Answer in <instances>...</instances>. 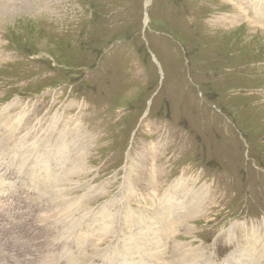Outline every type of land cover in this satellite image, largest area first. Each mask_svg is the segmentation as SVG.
<instances>
[{
	"label": "rangeland",
	"instance_id": "obj_1",
	"mask_svg": "<svg viewBox=\"0 0 264 264\" xmlns=\"http://www.w3.org/2000/svg\"><path fill=\"white\" fill-rule=\"evenodd\" d=\"M256 6L264 19L263 2L0 0V179L12 190L0 189V264H69L79 251L77 264H153L150 242L123 223L150 218L140 204L152 198L153 174L160 195L181 177L212 186L191 233L175 234L193 262L264 264V28L247 18L259 20ZM234 8L242 22L218 21ZM64 117L74 120L60 136ZM43 145L69 152L45 158L64 182L44 207L26 184ZM69 202L82 208L60 216L78 227L73 238L80 220H110L109 209L113 229H82L79 246L66 244L54 206Z\"/></svg>",
	"mask_w": 264,
	"mask_h": 264
},
{
	"label": "bare ground",
	"instance_id": "obj_2",
	"mask_svg": "<svg viewBox=\"0 0 264 264\" xmlns=\"http://www.w3.org/2000/svg\"><path fill=\"white\" fill-rule=\"evenodd\" d=\"M226 1L233 3L234 6H237V7H239L242 10L244 9V5H246L247 3H250V4L261 3V2L264 3V0H226ZM235 10L236 11H235L234 14L233 13H232V15L229 14L228 17L227 16H221L218 21L221 22V23L223 22L225 24L226 23L229 24V22L231 24L238 23V22H242V19H245V18H243V17L240 16V12L237 9H235ZM254 11L255 12H258V14H259V20L253 19L249 15L247 16V18H250L252 20V22H253L252 25L261 26V27L264 28V19H263L262 14H261L260 7H257L256 6V8L254 9ZM146 21H147V23L149 22L148 14H146ZM215 22H216V20H215ZM64 115L67 116L68 118H70V116L67 113H64ZM58 116L61 117L63 115L62 114H59V112H58ZM58 116L55 115V119L59 123L61 121H60V118ZM68 118H65L64 117V119L66 120V123H64L65 125L63 124L64 125V129H63L62 133H60V136L66 134L67 133L66 130H68L69 126L72 125L71 121L74 120V119L71 118L70 120H67ZM9 121H11V120H9ZM73 123H76V122L74 121ZM77 124H80V123H77ZM81 132H82V130H81ZM79 136H80V134H79ZM66 141H68V140H66ZM70 142L72 143L71 139H70ZM53 147L54 146H52L50 149H45V146L43 145L42 147H39V148H37V150H35V152H37L36 153L37 155L34 154L36 156V158H37L36 164H35V166H32V169H31L32 172L28 170L29 172L32 173L28 177H31L32 179L30 178V181L29 180L28 181L25 180V181H27L26 184H28L29 186H31L30 184H33L34 183L35 188H36V191L38 190V195L42 199V200L38 201L39 206H43V202L47 198L48 195H50V198H51V200L53 202H57L58 201L57 200L58 198L57 199H54L53 196L55 194L52 193L51 191H54V188H53L54 186H56V185L58 186V184L60 182H64L63 181L64 180V176H61V175H64V174H60V175L56 174L55 171H54V169H53L55 166H49V165H47L45 158H47V157H52L53 158L54 157L55 159L58 160V159H60L59 158V155H63V156L65 155V156H67V153H69V152L67 150L62 149L63 147L60 148L59 150L55 151V150H53ZM154 148L156 149V147H154ZM68 150H69V148H68ZM151 151H152V148H151ZM30 152H32V151H30ZM44 152L45 153H48L47 156H44L42 154ZM152 153L154 154V152H152ZM155 153L157 154V152H155ZM153 156H157V155H153ZM60 157H62V156H60ZM55 159H53V160H55ZM57 160H55V161H57ZM70 160L73 161L72 159H70ZM26 164H27V162H26ZM73 164H75V163H73ZM72 165L69 168V171L70 172L73 169L76 168V166H72ZM75 165H77V164H75ZM131 166H133L132 163H131ZM63 168L65 169V167H63ZM42 169H44V170H42ZM67 170H68V168H67ZM79 170H80V168H79ZM25 172H27V171H25ZM152 174H153V172H152ZM33 178H34V182H31V180L33 181ZM152 178L154 180L152 182L153 185H149V189L152 192L149 195H151L152 198L149 201L145 202L144 204H140L142 206L140 208L141 212L143 214H145V211L148 212V214L150 215V218H148V219L142 218L143 216L141 218H138V217L136 218L135 217V214H134V217L135 218H133V217H123V219H124V222L123 223H131V225L133 226V228L136 231L137 235L139 237H141L143 239H146V240H148L150 242V244L152 245L153 254L150 253L151 254V258L149 257L148 254H147V257H149L151 259V261L153 262V264H159V262L161 260L163 261L162 264H198L199 261H198V263L197 262L195 263V261L193 262V260L195 259L194 256L197 255V253L196 254H193L191 252V254H190L189 251H191V249L184 248V246H183L184 243L183 242H181V243L180 242L179 243L176 242L178 235H175V234H177V233L179 234L178 231H180V229H182V227H184V230L183 231H184V234L185 235H187V234L189 235L191 233L190 232L191 231V227H188L187 226L188 223L189 222H195V221H197L198 218H200L201 216H203V214H202V208H204L203 206H206V205L207 206H210L212 204V198H213V195H212V186L211 185L208 186L205 183L201 187H198L197 184H198V181L199 180H197L195 182V184H192V179H188V178L185 179L186 177H181L178 180H176L173 184L169 185L168 188L166 189V191L163 192L162 195H160V194H158L156 192H161L163 186L159 182V180H157V179L154 178V174L152 175ZM10 187H11L10 185H8L7 183H5L3 180L0 179V189L1 190L5 191V192H7V190L12 191ZM12 188H13V186H12ZM124 194H127V193L124 192ZM0 195H2V194H0ZM56 195L58 196L59 194L57 193ZM135 196L133 197L134 199H135ZM160 196H161V198H159ZM60 198L62 199V197H60ZM88 199H89V197H88ZM82 200H86V198H82ZM135 201H138V199L135 200ZM74 202H76V201H74ZM111 202H114V201H111ZM121 202H124V201H120V203ZM133 202L134 201H132L131 204ZM69 204L68 203H65V205L64 204H57V205H59L60 208L57 207L56 205L54 206L61 213L55 219H56L57 223L60 225L61 230L66 233V235H65L66 236L65 237L66 244H71V245H74V246H79L80 245V242H78V241L76 242L74 239L77 237V235H79V236L81 235V237L87 235V233H84V232L82 233V229H84V230L86 229V231H91V232L101 231V233H103V232H105L107 230L113 229V223L114 222L112 221L111 215L112 214L115 215V214H114V211H112V210L109 209L108 213L106 211V214L109 216L110 220H106V221H107V223L111 224L110 225V228L106 224L105 219H101V220L95 219L97 216L92 220V223H91L92 225L86 224L85 227L83 226L84 225V220H82V221L80 220V223H81V227H79L80 231L73 238L72 237L73 234L71 235L70 232L73 231V230H78V227H74L73 223L69 222L68 219H66V218H60V216L62 215V212L63 211L66 213V215L67 214H71V212H72V214H75V213H77L79 211V208L80 207L78 208L76 204H74L72 202L71 203L69 202ZM107 204H111V203H107ZM124 204H123V206H124ZM131 204L129 205L130 208H132ZM107 207L108 206H103V208H102V205H101L102 211L106 210ZM80 209H82V208H80ZM128 209L129 208H127V210ZM132 209H134V208H132ZM143 209H145V210L143 211ZM50 210H51V208L49 209V211ZM57 210H55V211H57ZM119 210H120V208H119ZM49 211H48V213H49ZM123 211H125V210H123ZM110 212L112 214H110ZM43 213H45V212H43ZM43 213H40L39 212L40 215H38V213H37V216H39L40 218H42V217H44V216H46L48 214L47 212H46L47 213L46 215H44ZM106 214H105V216H106ZM136 214H138V213H136ZM56 215H58V213ZM123 215H124V212H123ZM49 216H51V214ZM103 216H104V214H103ZM80 218L81 217H75L74 220L79 221ZM126 218L128 219V221H126ZM55 219H53V220H55ZM113 219H115V218H113ZM74 220H72V221H74ZM95 223H97L96 225H99V226L94 225ZM137 223H144V224L141 227H139L138 225H137L138 227H136L135 225ZM42 224H44V223H42ZM145 224H147V225H145ZM101 225H103V226H101ZM154 226H156V227H154ZM121 230L124 231V227H120L119 226L117 228V230H116L115 233L121 232ZM54 232H53V234H54ZM46 233H47V231H46ZM118 236H120V235H118ZM52 238H54V237H52ZM125 239L126 238H124V239H119L118 238V239H116L117 242L116 241H113L111 246L117 245L118 243L123 242ZM48 240H49V238H48ZM48 240H46V241H48ZM103 240H104V238L102 237L100 239V242L102 243ZM169 241H170V243H169ZM215 243H216V241H215ZM50 244H51V242H50ZM90 245L93 246V245H95V243L94 244L93 243L92 244H89L87 246H90ZM98 245H97V247H98ZM5 248H8V246H6L5 244L2 245L0 243V255H2L6 251ZM14 249L16 250L15 246H14ZM94 251H95L94 253H96V250H94ZM94 253H93V255H94ZM96 254H98V253H96ZM142 254H145V253L144 252H140L138 254V256H140ZM200 254H199V256H200ZM81 257L82 256L80 254V251L77 252V253H75L73 256L70 253L69 254V257H68V263L69 264L82 263V262H84V260ZM90 257L92 258L93 256L91 255ZM143 257H145V256H143ZM196 257H198V256H196ZM3 259L5 260V257H3ZM18 259L20 261V258L19 257H18ZM210 260L212 261V259H210ZM112 261L113 260L110 259L109 260V264H115ZM37 264H52V262H51V259L48 256H45V257H42L38 261ZM107 264H108V262H107Z\"/></svg>",
	"mask_w": 264,
	"mask_h": 264
}]
</instances>
